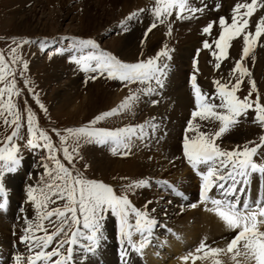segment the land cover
I'll use <instances>...</instances> for the list:
<instances>
[{
  "label": "rangeland",
  "instance_id": "obj_1",
  "mask_svg": "<svg viewBox=\"0 0 264 264\" xmlns=\"http://www.w3.org/2000/svg\"><path fill=\"white\" fill-rule=\"evenodd\" d=\"M248 2L250 0H203V2L201 0H188L190 6L204 8V11L195 14L185 11L183 15L191 16L192 18L177 19L175 13L178 9H174L173 15L168 17L166 23L160 24L157 22V27L152 29L147 37H145L146 30L154 20L150 12L145 11L138 18L131 20L128 17L140 9L153 7L154 0H0V52H3L7 59L10 55L9 49L16 47V43L24 39L34 41V43L23 44L18 49L17 54L20 56V60L15 64L8 61L10 67L16 73L15 80L17 88L22 93L19 96L13 95L11 98L13 103L18 106L13 111L20 113V123L22 125L19 136L14 138L11 143L5 139L10 134L11 128L6 127L0 121V148L6 149L13 144L16 146L21 159L19 168L28 177L27 182L21 181L15 185L8 177V174L12 172H6L3 176L2 182L7 193V204L5 208L0 209V225L6 227L7 230H12V232H9L12 241L17 236L21 237L24 234L23 230L28 227V223L24 222L22 224L19 221L21 217L28 216L30 213L32 214L33 223L38 222L34 204L31 203L34 208L29 210L24 201L28 200L27 191L30 186L37 189L34 195L39 196V189L44 187V181L47 179L44 175V165L49 164L50 167H54V163L46 159L48 156L47 149L43 147L33 149L27 145V139L29 137L27 131V112L24 111L25 103L35 113V128L37 131L43 130L51 137L54 145L60 148L59 136L52 129H56L63 136H68L69 134L64 131L65 129L80 128L89 125V122L96 116L121 105L125 98L129 96L130 90L136 91L137 89L147 87V85H141L139 83L126 84V82L119 80L108 79L106 73L101 75L98 72L86 73L80 70L77 64L70 62V57L72 55L79 57L82 54L86 55L89 52H95L97 50L91 49L90 47L83 49L79 46L71 47L75 43L73 38L92 39L96 42L100 51L110 53L124 63H136L150 57H155L158 52L165 48L168 50V56L161 57L160 59V63L168 66L165 70L166 75L163 77V87H159L152 82V86L156 89L153 94L145 95L142 92L139 93V98L131 102L129 110H122L116 115L105 118L93 125V127L108 130L134 126L137 132L139 131L138 126L140 125L145 126L144 132L145 129L151 127L153 133L158 132V135L155 136V145L157 144L161 148L164 142L167 140L170 141L171 133L172 135L175 134L174 132L178 133L180 127L183 125L188 127V121L190 119H192L195 130L187 131L188 137H195L197 132H211L214 134L219 129V121L201 120L199 117L192 118L191 114L196 110V102L190 78L192 75H196L197 85L203 92L210 95L216 92L214 81L220 80L221 83L228 82L230 79L229 72L234 67L235 61L240 59L243 39L241 36L230 42V47L227 50V58L223 59L221 61V67L216 69L215 57L211 53L213 50L218 51L215 48L214 40L218 39L222 30L219 25V18L224 17L230 23L234 5ZM125 4L128 8L127 10H122V6ZM243 11L245 10L241 9V12ZM261 17H264V8L258 6L252 17L248 18L249 27L246 31L254 32L256 23ZM210 22L213 23L211 34L203 33L202 29ZM169 25L171 27L170 34H168ZM190 34L197 39L191 52L192 45L186 40V37ZM14 40L16 43H14ZM205 40H208L209 43L211 42V49L203 48V41ZM187 46L189 47L188 50ZM58 49H64L65 51L62 54H57ZM198 49L200 50L199 55H197ZM50 55L51 59L49 58ZM169 56L170 59L168 58ZM55 59L59 60L57 62L58 67H50V64ZM194 59L197 61L196 69L198 71L194 70ZM24 62H27L26 69L23 67ZM242 65L249 70L251 76H244L242 78L243 82L240 84L236 95L241 99L247 96L249 91L252 90L249 83V80H252L255 82L256 90L253 91L250 99L255 100L256 96L259 95L261 104H264V87L262 86L264 81V35L253 45L252 51L242 61ZM21 73L23 74L21 75ZM92 76H95L96 79H91L90 77ZM238 77L239 73L234 74L231 77L232 83H235ZM11 79L12 76L6 78V80ZM25 80L30 83L26 85ZM4 86L5 82H0V87ZM181 88L189 94V106L183 101L180 102L181 100L178 101L180 105H177L174 99ZM7 99L8 96L5 94L4 100L6 101ZM41 104L46 111L41 109ZM73 107H77L78 109H74ZM254 115V111L249 110L246 116L237 118L238 123L231 126L228 131L217 138L215 143L222 150L226 151H231L238 145L242 147L249 141L254 142L249 144V147H255L259 143V137L264 136V127L254 122ZM186 129H183L182 132H186ZM147 138L148 136H146L145 140ZM38 142L41 145L44 143L43 141ZM95 144L100 145L101 148L105 146L104 144L101 145L95 142L87 143L83 139L80 141L78 154L74 157L75 168L85 178L101 181L111 186L117 194H126L131 206L146 214L137 218L129 210L128 219L132 227L130 229L125 228V231L131 232V240L135 248L140 251L141 245L144 242L147 243V237H149L153 239L150 243L152 244L154 242L158 247L155 248V246L152 247V245H149V248L144 244L142 253L144 255L145 250L149 249L152 258H154L153 261L156 263L172 264L187 254L189 257L188 260L192 263L193 258L191 257L196 256V249L198 248L192 244L193 242H187L185 250H180L182 252L180 254L174 253L171 246L166 247L169 244V238L183 237L186 240L180 232V226L184 223L188 224V228H190V226L196 223L197 218L188 217L192 206H185L183 210L186 213L182 217H177L178 213L175 210V214L170 215L167 221H164L160 217L163 215V212L160 214L151 208L150 203L152 200L146 203L136 204L141 187H137L131 192H124L126 185L139 181L140 179L139 176L128 175L127 170L124 168L125 164H128L130 152L121 147L117 154L112 155L114 160H120V165L100 172L96 169L95 163L89 156V151ZM69 147L71 148V142H69ZM123 152H127V154L121 155L120 153ZM57 155L67 167H72L67 161L63 160L62 152H58ZM168 155L171 156L173 154L168 152ZM169 156L166 157V162L171 160ZM253 159L258 164L264 163V145L258 149V155L254 156ZM28 160L32 161L30 165L26 163ZM164 165L165 162L159 166V174L157 176L155 175L157 179L162 177ZM188 165L190 166V164ZM198 166L199 168L201 167L200 165ZM153 172L154 169L151 168L150 173ZM194 172L191 171V173ZM14 173H17V169ZM170 176L173 178L180 177V175L174 176V171L170 172ZM189 180L185 182H191ZM151 184V190L157 195L155 199L163 203L169 196L167 194L168 192L165 191L164 187L155 184L154 180ZM8 191H12L14 194L9 195L10 193ZM179 193L182 192L178 191L176 196L180 200V203H182ZM243 200L244 197L241 198V203ZM180 205L182 204H178L176 201L171 204L173 209H178ZM55 206L58 205H50V207ZM196 217L199 216L196 215ZM108 218L112 219L113 228L118 229L115 221L117 222L119 218L113 216L110 212L105 213L104 221ZM137 219L141 221L139 230L135 226ZM147 220L155 221V224L152 225L155 229L152 227L151 230L148 229ZM43 224L49 233L54 230L53 225L47 220L43 221ZM160 225L162 226L158 229ZM163 225L167 226H165L167 230L171 229V233L175 235H170L166 232ZM161 232H163V235ZM35 235L42 236L44 232H35ZM55 239L64 240L66 237L61 234ZM78 243L88 244L89 242L80 239ZM104 243L105 239L100 241L98 247L94 246V251L90 252L91 254L94 253L92 257L97 256L100 258L103 255L102 251H96L103 249L102 245ZM182 245L183 243L181 242ZM54 246L55 241L48 250H51ZM181 246L180 248H182ZM67 247L68 245H65V248L60 249L61 253H65ZM75 247L76 251L69 264L74 259L80 260V263L84 262L89 264L92 258L89 252L79 246ZM6 250L4 244L0 243L1 260L4 261V264H16L14 259L15 253L12 254L14 256L13 260L11 257V259H7L5 256ZM16 250L17 248L12 249V251ZM153 252L157 253L155 255L156 257H153ZM190 253L192 254L191 257L189 256ZM28 255L29 252L26 247L20 255L24 258L22 264H26ZM141 257L138 255V258ZM144 264L148 263L144 262Z\"/></svg>",
  "mask_w": 264,
  "mask_h": 264
},
{
  "label": "snow or ice",
  "instance_id": "obj_2",
  "mask_svg": "<svg viewBox=\"0 0 264 264\" xmlns=\"http://www.w3.org/2000/svg\"><path fill=\"white\" fill-rule=\"evenodd\" d=\"M203 2V0H201ZM264 8V0H250L248 3H237L233 7V15L231 22L228 23L224 17L219 18V25L221 32L218 39L214 40L215 48L218 51H212L215 57V68L221 67V61L228 56V48L230 42L235 38L242 36L243 47L240 59L235 61L234 67L229 72V80L227 83H221L220 80L214 81L216 85L215 94H208L202 91L197 85L196 75L191 76V87L195 96L196 110L191 114L192 118L199 117L201 120H214L220 122V127L215 133L197 132L195 137H185L183 143V154L188 163L197 174L202 177L200 187L201 202H210L214 208L216 215L231 229L236 230V234L227 243L226 249L212 248L206 245L203 241L196 249L197 253L202 252L205 248L208 249L204 253L205 256L209 254L215 255L227 251L234 253L233 259L243 256L250 264H264V231L260 230V225H264V198L257 199L254 204L249 200L243 201L240 206L241 197L237 194L243 193L249 183V178L253 173L264 174V163H256L253 159L258 155V149L264 145V136L259 137V143L255 147H249V144L254 142L249 141L242 147L236 146L231 151L222 150L219 145L215 143L216 139L221 137L231 126L238 123L241 116H246L249 110H253L254 122L264 127V104H261L259 95L255 100L250 97L253 91L256 90L255 82L249 80L251 91L242 99L236 95L240 84L243 82L244 76H251L249 70L242 65V61L252 51L253 45L259 41L260 37L264 35V17L257 21L255 31H246L249 27V19L256 12L257 7ZM219 7V6H217ZM176 11L177 19H189L191 16H184L183 13L188 11L192 14L203 12L204 8H196L189 5L188 0H154V6L148 9H140L137 12L130 14L129 20L138 18L141 13L148 11L154 17L153 23L145 32V37L148 33L157 27V22L164 24L168 17L173 15V10ZM241 9L245 11L241 12ZM123 24V22H122ZM213 23H209L202 29L205 34H211ZM171 27L169 25V33ZM71 47L79 46L83 48H91L97 50L89 52L88 54L72 55L70 62H74L84 72L107 74L108 79L119 80L127 83H139L147 85V87L131 91L128 97L119 105L110 111L101 113L96 116L89 125L80 128H68L64 131L68 136L61 135L56 129L53 132L59 136L60 148H57L51 137L43 130L37 131L35 128V113L28 108L25 103L24 111L27 112L28 124V139L27 145L30 148L43 147L48 150L46 159L54 163V167L49 164L44 165V175L47 179L44 181V187L39 189V196L34 195L37 189L29 187L27 191L28 201L34 204L37 212L38 222H28V227L23 231L20 241L25 244L29 255L26 258V264H69L72 261L73 255L76 251L75 246L83 248L85 251H94V246H98L104 237L105 213L110 212L120 220L121 229L120 234L126 237L129 246L135 249V245L131 240V232L125 231V228H131L129 223V210L139 218L145 213L136 210L131 206V203L126 194H117L113 188L101 181L87 179L83 174L75 168L74 157L78 154L80 141L83 139L87 143L109 144L113 145L111 148L112 154H117L122 147L130 152L132 147V139H144L142 133L144 132V125H140L139 132L136 127L128 126L125 128H118L115 130H108L104 128H96L93 125L104 120L105 118L116 115L122 110H129L131 102L139 98V93L145 95L153 94L156 89L152 86V82L159 87H163V77L166 75L167 65L160 63L161 57L168 56V50L158 52L155 57L147 58L136 63H124L117 59L110 53L100 51L98 45L92 39H77ZM14 43L16 41L14 40ZM34 43L27 39L16 43V47L9 49L10 55L5 57L3 52H0V82H5L4 87H0V121L6 127L11 128L9 135L5 137L6 141L12 142L17 138L22 127L20 123V113L14 112L18 106L13 103V95H21V91L17 88L14 69L10 67L8 61L15 64L20 60L17 54L18 49L23 44ZM143 44V41H142ZM203 48L211 49L212 45L208 40L203 41ZM65 50L58 49L57 54H62ZM199 49L197 55H199ZM51 59V55L49 57ZM170 59V56L168 57ZM94 62V65H93ZM197 61L194 59L193 67L196 69ZM24 69L27 68V62H24ZM198 71V70H197ZM239 73L235 83H232L231 77ZM23 73H21L22 75ZM8 76H12L11 80H6ZM96 79L95 76L90 77ZM30 83L25 80V84ZM231 85V87H229ZM7 94L8 99L5 101L4 96ZM218 101V102H216ZM37 102L39 103L38 99ZM155 103V101H153ZM42 110L44 106L40 105ZM7 113V115H5ZM11 117V118H10ZM154 127V126H153ZM194 126L192 119L188 121L187 131H193ZM38 141H43L41 145ZM71 142V148L69 147ZM62 152L63 160L67 161L72 167H67L65 163L58 158L57 153ZM126 155L127 152L120 153ZM21 159L18 154V149L13 144L9 148H0V209L6 207L7 193L3 185V176L6 172H14L20 165ZM198 165H204L206 171L201 172ZM231 181V183H229ZM148 181L139 180L132 182L125 186L124 192H131L137 187L146 186ZM240 185V187H238ZM216 188L219 191L221 199L209 197L208 193ZM58 202H60L58 204ZM50 205H58L50 207ZM196 207L195 204L191 205ZM23 211V209H22ZM55 218V219H53ZM47 220L53 225L54 230L48 232L43 221ZM58 222V226H57ZM140 219L136 220V228H140ZM154 220H147V227L151 230ZM67 229V231H66ZM42 231L44 235H35V232ZM63 234L66 239L56 240L55 238ZM87 240L88 244H79V240ZM55 246L48 250L53 242ZM65 249V253H61L60 249ZM143 245H141V248ZM139 251V249H135ZM192 256V254H189ZM189 257L185 256L187 260ZM195 260L196 256H192ZM16 264H22L24 260L21 256H16ZM219 264V261H216Z\"/></svg>",
  "mask_w": 264,
  "mask_h": 264
},
{
  "label": "bare ground",
  "instance_id": "obj_3",
  "mask_svg": "<svg viewBox=\"0 0 264 264\" xmlns=\"http://www.w3.org/2000/svg\"><path fill=\"white\" fill-rule=\"evenodd\" d=\"M127 8L128 6L126 4L122 6V10L125 9L127 10ZM186 40L190 43V45H192V48L190 49L191 52L197 39L196 37L190 34L186 37ZM188 48L189 47L187 46V50ZM57 62H59V60L57 59L52 61L50 67L54 66L55 68H57L58 67ZM262 86L264 87V81ZM187 93L188 92L183 90L182 88L179 90L176 98H174L177 105H180L178 104V101L181 100L180 102L183 101L184 103H187V105L189 106V98H188L189 94ZM74 109H78V108L76 107ZM186 127H187L186 125H183L180 127L178 133L174 132L175 134L173 135L171 133L170 135L171 139L169 138L170 141L167 140L166 142H164L161 145V148L160 146H157V144L155 145V141H156L155 136L158 135V132L153 133L151 127L150 128L146 127L147 129H145V132L142 134L144 136V139H137V138L132 139V147L129 154V160L127 162L128 164H125L124 168L127 170L128 175L135 177L139 176L141 180L148 181V184L146 186L141 187V192L139 194V197L136 199L137 201L136 204L146 203L152 200L150 203L151 208L155 209L157 213L161 214L163 212V215L160 217H162L164 221H167L169 216L175 214L176 211L178 213L177 217L180 216L182 217V215L186 213V211L183 210L185 206H191L196 202L195 204L196 207H192L191 212L188 213L189 215L188 217H192L195 219L197 218V221H195L196 223L190 226V228H188V224H184L181 222L182 224L180 226L181 228L180 232L182 235H184L186 240H184L183 237L169 238L168 239L169 244L166 245V247L171 246L174 253L180 254L182 253L181 251L185 250L187 246L186 245L187 242H193L192 244L195 247H199V245L203 241L206 245L212 248L226 249L227 243L236 234V230L229 229L225 225V223L216 215L214 210H209L214 208V206L210 202H201L200 200V187L202 183V177L197 174V170H194L191 167V165L190 166L188 165L189 163L183 154V143L185 137L186 136L188 137V133L184 131L182 132V130L186 129ZM147 130L148 132H146ZM145 133L147 134L146 136H148L146 140H145L146 138ZM104 145H105L104 148H101L100 145L98 146L95 144L92 146V148L89 151L90 159L95 163L96 169L99 170L100 172L111 169L116 165H120V160L119 161L114 160V157L112 156L113 154L111 148L113 147V145H109V144H104ZM168 152H170L173 155L169 156ZM167 156H169L172 161L169 160L168 162H166ZM31 162H32L31 160L26 161L28 165H30ZM164 162H165L163 168L164 172L162 174V177L164 179L162 177L157 179L155 175L157 176V174H159V169H160L159 166ZM28 165L27 167H29ZM200 166H201L200 168L198 166L199 171L201 172L206 171L204 165H200ZM151 168L154 169L153 173H150ZM190 170L195 172L191 173ZM173 171H174V176L180 175V177L179 178L171 177L170 172ZM8 177L10 178L12 183L14 182L15 185H17L21 181L27 182V178H28L27 174H25L23 170H20L19 166L17 167V173L12 172L8 174ZM185 178H188L186 180L190 179L189 181L191 182L189 183L185 182L186 181ZM151 180L152 181L154 180V183L157 184L158 186L164 187L165 191L168 192L167 194L169 196L163 203L160 200L155 199L157 195L156 193H154V191L151 190V186H152ZM161 181L163 182L161 183ZM229 183H231V181H229ZM238 187H240V185H238ZM178 191L182 192L179 193L180 194L179 196H181L182 203H180V200L176 196V194H178ZM8 192L10 193L9 195L14 194V192L12 191L11 192L8 191ZM237 194L241 198L244 197V200L247 199L253 204L257 199L264 198V174H261L259 172L253 173L249 178V183L245 188V191L243 193L238 192ZM208 195L211 198L221 199L220 193L219 191H217L216 188H213L208 193ZM172 200L182 205H180L178 209H173L171 204H173L174 201L172 202ZM243 201L242 203H240L241 207L243 205ZM14 202H16V200H14ZM24 202L27 204V208L29 210H31V208H34L31 202H29L28 200ZM196 215H198L199 217H196ZM19 221L22 224H24V222L26 221L33 222L32 214L29 213L28 216L21 217ZM115 223L117 224L118 229L113 228V221L110 218L106 219L103 222L105 243L102 245L103 249L96 251V252L102 251L103 255L100 258H98L97 256L92 257L94 253L91 254L89 252V254L92 257L91 260L89 261V264H144V262L148 264L161 263V262L156 263L155 261H153L154 258H152L149 249L145 250L144 255L142 253L143 248H141L140 251L137 250L134 251L136 248L133 250V247L129 246L126 237H122L120 234V229H121L120 220L117 219V222L115 221ZM161 226L162 225H160L158 229H160ZM165 226H164V230H166V232H168L170 235H175L171 233L172 231L171 229L167 230L166 228L167 226L166 227ZM259 227L261 231H264V225H260ZM152 228L155 229L153 226ZM9 232H12V230L11 229L7 230L6 227L0 225V243L4 244V246L7 249L5 254L7 259L11 257L13 260L14 256L12 254L15 253V257L20 256L21 253H23V250L26 249V246L23 245V243H21L19 236L15 237V239H13L12 241L9 236ZM161 233L163 235V232ZM147 239H148L147 243H145L144 240L143 245L145 244L147 245L146 247L149 248H150L149 245H152V247L155 246V248L158 247L156 243L154 242L152 244L150 243L152 242L153 239L149 237H147ZM181 242L183 243L182 246H181ZM180 246L182 248H180ZM14 247L17 248L16 251H12V249H15ZM207 251L208 249L205 248L202 252L196 253V257L198 258L193 260L192 263H190L188 259L184 260V257H181V259L183 260L178 259L172 264H207V263L216 264V261H219V264H250V262L246 261L243 256H239L233 259L234 253H228L227 251H225L215 255L209 254L208 256H205L204 253ZM138 255L142 257L138 258ZM152 255L153 257H156L155 255H157V253L153 252ZM0 264H4V261H2L1 258H0ZM71 264H86V263L84 262L80 263V260L74 259V261Z\"/></svg>",
  "mask_w": 264,
  "mask_h": 264
}]
</instances>
